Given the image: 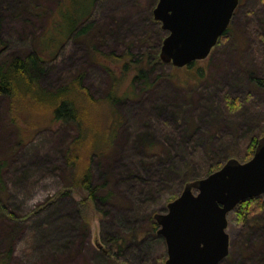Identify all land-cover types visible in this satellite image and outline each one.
I'll use <instances>...</instances> for the list:
<instances>
[{"label": "rangeland", "instance_id": "1", "mask_svg": "<svg viewBox=\"0 0 264 264\" xmlns=\"http://www.w3.org/2000/svg\"><path fill=\"white\" fill-rule=\"evenodd\" d=\"M157 2L0 0V63L36 49V86L55 92L79 78L74 96L88 101L79 102V123L53 124L43 102L24 107V86L18 102L0 94V256L10 248V264H164L153 215L209 165L249 159L250 139L264 135V91L253 78H264V0H239L225 33L190 67L152 63L147 82L133 84L131 73L124 79L115 70V94L129 95L105 102L114 80L102 64L150 55L167 34L153 18ZM78 20L90 24L82 37L69 34ZM115 119L110 151L82 149L79 161H89L98 187L90 198L73 185L77 171L65 153ZM256 197L245 221L237 206L228 213L229 254L218 264L264 256V193Z\"/></svg>", "mask_w": 264, "mask_h": 264}, {"label": "water", "instance_id": "2", "mask_svg": "<svg viewBox=\"0 0 264 264\" xmlns=\"http://www.w3.org/2000/svg\"><path fill=\"white\" fill-rule=\"evenodd\" d=\"M238 1L158 0L153 18L167 33L160 60L180 68L204 59L228 28ZM263 193L261 136L248 160L229 158L206 176L187 182L165 213L153 215L166 243L164 264H218L229 253L228 213Z\"/></svg>", "mask_w": 264, "mask_h": 264}, {"label": "trees", "instance_id": "3", "mask_svg": "<svg viewBox=\"0 0 264 264\" xmlns=\"http://www.w3.org/2000/svg\"><path fill=\"white\" fill-rule=\"evenodd\" d=\"M90 10V9H89ZM88 10V11H89ZM87 11V12H88ZM80 19V18H79ZM79 21H76L69 30V34L74 32L75 36L82 37L84 36L88 30L90 29V24H84L79 25ZM155 22V21H154ZM156 23V22H155ZM225 33V32H224ZM161 38L162 35L159 36L157 41V46L154 52H152L150 55H142V57L138 60H135L134 62H129L128 60H124L121 64L118 62L112 63L113 66H110L108 64H102L107 71V73L112 77L114 80V84L112 86V90L107 93L105 97V102L109 104H114L116 100L120 99L122 95L128 96L129 93L126 92V90L122 93V95L115 94V84L117 83L116 80H119L121 75H117L115 73V70L122 72V77L124 79L129 77V74L131 73L130 83H134L136 80H140L141 82L145 83L147 82V77L149 74V71L152 67V63H159L161 60L158 56L160 46H161ZM126 55H129L128 53ZM128 57V56H127ZM120 60V59H118ZM135 64L134 67H131L129 65ZM194 62H191L187 65V67L192 66ZM114 67V68H113ZM41 64V57L36 51V49H33L29 55H27L25 58L15 56L8 61L4 63H0V94L9 96L12 98L13 101L18 102L16 100H20L19 96L22 97L19 93H17V89H19V92L21 91V86H24V107L25 105L28 106L32 105H38L41 104L42 106H46V110L48 112L47 116L51 118V123H66V122H76L79 123L80 118L84 116V113H82L83 106L80 105L79 102L85 103L88 101H85L84 98H79L76 100V96H74L75 91H78V88L76 85L80 84V79L77 78L74 80L73 83L68 84L65 87H60L59 89L55 90V92L46 91L43 89H39L36 85L37 76L39 73L43 71ZM119 69V70H118ZM202 75V73L199 74V77ZM255 78V83L259 87V89L264 91V78L260 77H253ZM17 88V89H16ZM19 94V95H18ZM18 95V96H17ZM27 97H26V96ZM18 97V98H17ZM104 101V100H102ZM238 106V105H237ZM27 111V110H26ZM119 127V121L117 119L112 122L111 125H109L107 131L103 130H97V133L94 134L93 132H90L89 135L86 136V134L83 136V139L78 142L71 143L66 150L65 153V159L66 164L69 165L72 168H75L77 173H70L71 177L73 178V185L79 186L80 188H84L88 191L90 198L97 195L95 191L98 187L92 184L91 178V165L89 161H86L82 164L81 161H79L82 158V149L85 148L87 154L89 155H104L108 151H110L111 147L113 146V139L117 133V129ZM95 132V131H94ZM264 136V135H263ZM260 137H252L250 139V143L248 145V153L247 157L250 158L254 150L256 148L258 139ZM232 158V157H231ZM234 158V157H233ZM222 164L216 163L211 164L208 167L207 174L210 172L218 169ZM2 162H0V193L2 194L3 188H4V181L2 177ZM109 192H107V195L101 197V199H106L109 196ZM257 199V197H252L245 199L239 203L236 207L237 217L238 221H245L249 217V215L253 214L255 209L252 208V203ZM1 201V198H0ZM257 205L256 207H258ZM2 216V215H1ZM3 216L6 217V214L3 213ZM8 220H11V217L7 218ZM10 248L8 251L3 252V254L0 256V264H10ZM226 258V257H225ZM225 258L221 261L223 262ZM244 263L240 264H247L245 261ZM252 264H264V256L257 260H253Z\"/></svg>", "mask_w": 264, "mask_h": 264}, {"label": "bare ground", "instance_id": "4", "mask_svg": "<svg viewBox=\"0 0 264 264\" xmlns=\"http://www.w3.org/2000/svg\"><path fill=\"white\" fill-rule=\"evenodd\" d=\"M162 62V61H161Z\"/></svg>", "mask_w": 264, "mask_h": 264}]
</instances>
